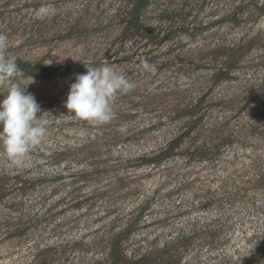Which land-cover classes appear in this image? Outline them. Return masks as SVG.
<instances>
[{"label": "rangeland", "instance_id": "374dc122", "mask_svg": "<svg viewBox=\"0 0 264 264\" xmlns=\"http://www.w3.org/2000/svg\"><path fill=\"white\" fill-rule=\"evenodd\" d=\"M136 2L0 0L8 55L61 68L19 80L48 135L23 167L0 148V264H103L129 222L133 258L182 235L180 264H264V191L251 184L264 160V0H149L147 33L133 34ZM87 64L135 84L107 129L64 107ZM174 138L172 158L142 161ZM70 147L77 158L60 162Z\"/></svg>", "mask_w": 264, "mask_h": 264}, {"label": "clouds", "instance_id": "9594fccd", "mask_svg": "<svg viewBox=\"0 0 264 264\" xmlns=\"http://www.w3.org/2000/svg\"><path fill=\"white\" fill-rule=\"evenodd\" d=\"M7 40L8 36L0 32V90L4 92L0 96V148L13 166L23 167L33 150L46 140L48 120L41 118L44 111L27 92L29 84L20 86L24 72L8 55ZM84 66L87 71L76 75L69 85L64 107L80 120L98 126L108 124L115 115V101L135 84L111 66Z\"/></svg>", "mask_w": 264, "mask_h": 264}, {"label": "trees", "instance_id": "16d2710c", "mask_svg": "<svg viewBox=\"0 0 264 264\" xmlns=\"http://www.w3.org/2000/svg\"><path fill=\"white\" fill-rule=\"evenodd\" d=\"M149 3V0H137L136 4L132 6L130 9L128 21L126 22L125 28H127L128 32H132L133 34L137 33H147V29L141 24L140 22V14L142 11H144L147 8V5ZM226 53V52H225ZM243 54V53H242ZM230 56V55H229ZM227 56V58L224 59L225 65L228 67L229 70H231L234 65H235V60H232L231 57ZM242 58L240 55L238 57L239 61ZM16 63L20 69L23 70L24 76L22 78H50L48 74L49 71H61V68H51L46 65H44V61H36V62H30V61H24L21 60L20 58H16ZM227 60V62H226ZM72 68H75V66H72ZM262 88H264V79L261 83ZM252 96V95H251ZM254 101V100H251ZM106 128L109 127L110 125L105 124L101 125ZM107 129V128H106ZM254 131H252V134ZM121 135H107L104 134L105 138H112L111 140H117L119 139ZM123 136V135H122ZM232 136V134L230 135ZM100 138V137H99ZM98 137L96 139L99 140ZM96 139L94 141H96ZM105 142V140H104ZM102 142L104 145L105 143ZM223 144H229L228 140L223 141ZM101 144H98L96 147H94L95 150L99 149ZM180 147V142L179 138H174L171 139L170 141L167 142L165 147L161 149L157 154L151 155L149 158L143 157L142 161L151 162L152 164H159L164 162L165 160L172 158L175 154V150H177ZM208 151L207 148H197L193 150L192 156L194 155L196 157H204L206 155V152ZM63 155L58 152L57 156L60 159V162L68 156H73L77 158V147L76 148H69L65 150ZM63 156V157H60ZM58 157H55L56 159ZM54 158V159H55ZM258 159V158H257ZM257 159H256V164H255V179L252 180L251 184L253 185L252 190L256 191H264V160L260 159V164H257ZM57 178V177H55ZM54 178V179H55ZM4 197V196H2ZM146 206V205H145ZM144 209V208H143ZM141 209V210H143ZM144 211V210H143ZM140 212L138 216L141 214ZM136 216V220L138 218ZM135 221V220H134ZM133 232L132 230V222H129L128 224L125 225L124 228L119 229L117 232H115L110 240L109 246H108V251L104 257V262L106 263L103 264H180V259L181 255L177 253L178 248L181 249V253H183L189 245L190 240L186 236H182L175 240L168 242L165 244L162 248L160 247H155L151 248V250H148V252H144L143 254L139 256L130 257L125 255L124 253V242H126L131 233ZM262 248H263V262H264V240L262 243Z\"/></svg>", "mask_w": 264, "mask_h": 264}]
</instances>
